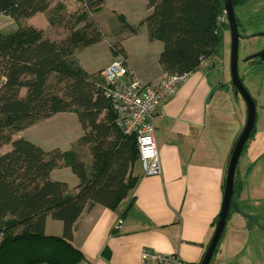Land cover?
<instances>
[{
    "label": "crops",
    "instance_id": "1",
    "mask_svg": "<svg viewBox=\"0 0 264 264\" xmlns=\"http://www.w3.org/2000/svg\"><path fill=\"white\" fill-rule=\"evenodd\" d=\"M109 1L104 0L101 9L93 14L101 39L76 50L73 57L86 72L96 74L116 58L110 48L115 44L137 79L154 85L164 73L159 64L163 44L149 38L143 23L151 12L149 0H119L127 9L123 20L136 26L133 33L122 26L110 25L119 18L114 17ZM82 7L80 0H50L47 11L34 14L25 23L42 29L52 40L63 39L69 34L67 25L57 20L50 23L49 17H69ZM10 26L15 29V22ZM227 31H222V38ZM211 58L206 67L191 71L174 95L157 110L154 138L160 173L145 175L139 159L136 160L128 174L134 184L128 196L115 209L99 204L86 207L76 220L72 243L84 256L77 264H140L143 248L176 253L186 264L200 262L221 208L231 150L244 127L232 120L240 101L226 97L229 93L235 96L229 84L230 76L219 80L216 70L210 69L214 64ZM218 68L222 69V63ZM255 86L252 82L250 90L260 100V125L242 151L234 181L236 207H231L210 264H234L232 258L246 231L252 233L264 224V214L252 211L248 204L251 200L264 199V88ZM241 115L246 119V109ZM75 119L78 121L74 112L57 113L16 132L13 139L22 137L44 150L58 148L69 153L83 133ZM47 126L57 129L52 131L55 135ZM2 148L1 153L11 145L4 144ZM83 156L90 167L88 147L83 148ZM49 176L51 180L65 182L68 195L76 192L78 179L70 164L53 169ZM118 219H122V226L116 230ZM44 232L61 236L62 222L47 215Z\"/></svg>",
    "mask_w": 264,
    "mask_h": 264
},
{
    "label": "trees",
    "instance_id": "2",
    "mask_svg": "<svg viewBox=\"0 0 264 264\" xmlns=\"http://www.w3.org/2000/svg\"><path fill=\"white\" fill-rule=\"evenodd\" d=\"M80 1L83 7L77 14L49 17L50 23L57 20L69 29L65 38L52 40L25 23L47 11L50 0H0V15L16 24L13 30L0 31V147L11 145L0 153V264L83 261L72 243L82 211L94 204L115 209L134 187L128 174L138 160L135 138L119 131L101 72H86L73 57L76 50L101 39L93 14L104 0ZM245 1L232 0L233 7ZM148 7L151 12L143 23L149 38L163 44L159 64L164 73L193 72L201 57L208 60L216 54L223 34L217 32L222 0H149ZM111 22L136 31L120 19ZM110 48L125 60L115 44ZM61 112L76 113L83 132L69 153L44 150L22 137L13 139L16 132ZM85 147L90 167L81 153ZM66 163L78 179L70 195L65 182L49 176ZM47 215L62 222L61 236L45 234Z\"/></svg>",
    "mask_w": 264,
    "mask_h": 264
},
{
    "label": "built area",
    "instance_id": "3",
    "mask_svg": "<svg viewBox=\"0 0 264 264\" xmlns=\"http://www.w3.org/2000/svg\"><path fill=\"white\" fill-rule=\"evenodd\" d=\"M219 29L227 25V17L222 11L217 17ZM223 29V30H222ZM206 59L201 57L199 68L206 67ZM190 72L163 73L154 85L140 82L121 56H116L102 69L105 94L109 97L111 108L116 115V125L125 137L136 141L138 159L145 175L160 173V162L154 138V118L157 110L175 93ZM122 226V219L114 225L116 230ZM140 264H186L176 253L158 252L143 248Z\"/></svg>",
    "mask_w": 264,
    "mask_h": 264
},
{
    "label": "rangeland",
    "instance_id": "4",
    "mask_svg": "<svg viewBox=\"0 0 264 264\" xmlns=\"http://www.w3.org/2000/svg\"><path fill=\"white\" fill-rule=\"evenodd\" d=\"M110 6L114 17L120 19L121 24L124 21L123 17L127 13L126 7L119 1V0H110ZM237 16L240 18V22L245 25V28L248 32V35L245 36L242 32L241 38L239 39L238 44V74L239 77L248 90L249 94L255 100L256 105V119H255V128L251 135L256 132L257 126H259V118L258 112H260V100L257 98L255 91L250 90V84H256L255 87H258V84L263 86L264 88V78L262 81L260 80L261 77L264 76V62L258 63L255 60L244 61V59L249 56L250 54L255 53L257 50L261 49L264 46V38L259 36L258 34H264V0H246L243 4L237 5L235 7ZM116 19V18H115ZM4 20H7L5 22ZM118 20V19H116ZM10 21V22H9ZM12 22V23H11ZM14 24V21L6 15H0V31H10V28ZM110 25H116V27H120L117 22H111ZM123 26V25H122ZM103 32L106 34V30L104 29ZM260 47V48H258ZM229 49H230V39H229V32L227 31L221 42L217 47V52L211 58V62L214 63L210 65V69H215L219 80H223L224 78H229ZM222 63V69L218 68ZM256 76H260L259 78ZM252 91V92H251ZM234 98V101L239 98V107L233 113L232 120H235L238 124L242 123L244 125L245 117H243V113H245V106L240 96H231V94H227L226 97ZM230 98V99H231ZM228 117V116H226ZM233 121L234 125L236 122ZM76 124H79L77 119H75ZM53 126V125H52ZM69 126H71L69 124ZM49 132L53 130H57L56 128H51V126H47ZM55 135L54 132H52ZM250 137V138H251ZM249 140H252L253 138ZM247 144V142H246ZM4 148V147H3ZM0 147V153L4 150ZM63 152V151H62ZM83 154V149L81 150ZM86 157V154H85ZM242 157V153L238 159V163L240 162ZM84 158V156H83ZM67 164V163H66ZM236 184V183H235ZM237 185V184H236ZM235 185V186H236ZM249 207L254 212H259L263 216L264 214V199L259 200H251L248 201ZM263 222V221H262ZM235 258H232L234 264H264V224L261 225V229H257L254 232L246 231V237L242 241L240 248L237 250V253L234 254ZM231 264V263H230Z\"/></svg>",
    "mask_w": 264,
    "mask_h": 264
},
{
    "label": "water",
    "instance_id": "5",
    "mask_svg": "<svg viewBox=\"0 0 264 264\" xmlns=\"http://www.w3.org/2000/svg\"><path fill=\"white\" fill-rule=\"evenodd\" d=\"M223 11L227 17L230 49H229V84L235 96H240L245 104L246 119L244 127L238 135L231 154L229 157L226 176L224 182V190L220 211L217 215V221L210 238V241L206 247V250L198 264H210L212 256L216 250L221 235L224 232L226 221L231 210V207H236L233 196L235 193L234 181L238 159L246 145V142L251 137L255 128L256 119V105L255 100L249 94L248 90L242 83L238 74V44L241 35L238 30L235 10L232 4V0H222ZM264 38V34H258ZM252 59H258L260 62H264V46L257 50L255 53L247 56L244 61H250Z\"/></svg>",
    "mask_w": 264,
    "mask_h": 264
},
{
    "label": "flooded vegetation",
    "instance_id": "6",
    "mask_svg": "<svg viewBox=\"0 0 264 264\" xmlns=\"http://www.w3.org/2000/svg\"><path fill=\"white\" fill-rule=\"evenodd\" d=\"M241 4H243V3H241ZM241 4H238V5H241ZM235 7H236V6H235ZM235 7H234V10H235V14H236V17H237L238 30H239V32H242L245 36H247V35H248V32H247V30H246V28H245V25H243L242 22H240V18L237 16V12H236ZM227 25H228V24H227ZM240 35H241V33H240ZM241 36H242V35H241ZM252 60H258V59H252Z\"/></svg>",
    "mask_w": 264,
    "mask_h": 264
}]
</instances>
